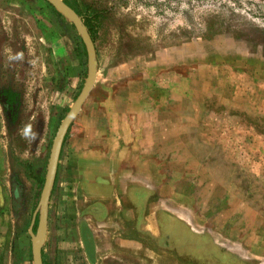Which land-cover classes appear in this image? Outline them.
<instances>
[{
    "label": "rangeland",
    "instance_id": "rangeland-1",
    "mask_svg": "<svg viewBox=\"0 0 264 264\" xmlns=\"http://www.w3.org/2000/svg\"><path fill=\"white\" fill-rule=\"evenodd\" d=\"M43 1L0 0V88L19 98L12 126L0 106V264H31L37 180L86 75ZM75 6L94 16L96 73L62 141L42 259L264 264V0ZM101 165L119 174L112 198Z\"/></svg>",
    "mask_w": 264,
    "mask_h": 264
},
{
    "label": "water",
    "instance_id": "water-1",
    "mask_svg": "<svg viewBox=\"0 0 264 264\" xmlns=\"http://www.w3.org/2000/svg\"><path fill=\"white\" fill-rule=\"evenodd\" d=\"M44 1L47 4H49L65 20L71 23L76 34L79 36L80 41L84 47L85 56H86V75L78 95L75 97L73 103L71 104L68 111L66 112L61 122L59 123L51 141V145L47 157L43 184L39 193L37 204L32 214L30 226L28 228V234L30 237L31 264H42L40 250L46 230L47 206H48L51 187L55 177L62 141L68 126L70 125L74 117L77 115L80 106L82 105L89 90L91 89L96 73L94 47L85 27L81 23L80 18L75 14V12L72 9L66 6L61 0H44ZM36 214H37V227H36L37 242L35 241L36 238L35 235L31 232V225L33 223Z\"/></svg>",
    "mask_w": 264,
    "mask_h": 264
},
{
    "label": "trees",
    "instance_id": "trees-1",
    "mask_svg": "<svg viewBox=\"0 0 264 264\" xmlns=\"http://www.w3.org/2000/svg\"><path fill=\"white\" fill-rule=\"evenodd\" d=\"M61 1L66 6H68L70 9H72L78 17H80L81 23L85 27V29L89 35V38H90L91 42L93 43L92 26H90L89 23L94 16H88L87 17L86 15L80 14V12L77 10V8L75 6V0H73L72 2H67L64 0H61ZM43 3H45V5L49 8V10L54 14L55 17L61 18V16L49 4H47L45 1H43ZM65 22L67 23V26L71 29L73 34L78 39L80 47H81L82 52H83V55L85 57L84 47L80 41L79 36L76 34L71 23H69L67 21H65ZM18 105H19V98H18V95L16 92L12 91L10 88H6V87L0 88V106H1V110L3 113L4 119H5V122L8 126H12L17 119ZM64 137H65V135H64ZM63 140H64V138H63ZM44 174H45V170L43 171L41 177L37 180L36 199H35V203L32 207L33 210H34V208L37 204L38 198H39V193H40V190H41V187L43 184V180H44ZM14 176L15 175H13L11 178L12 179L11 184L13 186V189L18 190L20 188V185L18 184V181H16V178ZM36 227H37V214L35 215L33 223L31 225V232L34 235L36 232ZM40 254H41V263L42 264H52V262L49 259H47V260L42 259V250H40Z\"/></svg>",
    "mask_w": 264,
    "mask_h": 264
},
{
    "label": "crops",
    "instance_id": "crops-1",
    "mask_svg": "<svg viewBox=\"0 0 264 264\" xmlns=\"http://www.w3.org/2000/svg\"><path fill=\"white\" fill-rule=\"evenodd\" d=\"M101 168H102V171L103 172H106V174L103 175L104 176V179H105L104 180V185H105L104 187L106 188V189L104 188L105 189L104 191H106L107 193H109L108 198H112L114 194L112 192L113 190L111 192L109 190L108 180L110 179V176L113 175L112 178H113L114 188H115L116 185H117V182H119L118 177H117V176H119V174H114V169H115L114 166L113 167H110V166H103V165H101ZM92 169H94V168H92ZM107 189H108V191H107ZM102 198H105V192H103ZM125 199H127V198H125ZM122 215H123L124 219H129V220L133 217V213L130 210L123 211V214ZM144 219L146 220L145 229L146 230H149V229L150 230H153V225L154 224L152 226H151V224H148L150 222V219L152 220V218H150V216H147ZM153 221H154V219H153Z\"/></svg>",
    "mask_w": 264,
    "mask_h": 264
},
{
    "label": "bare ground",
    "instance_id": "bare-ground-1",
    "mask_svg": "<svg viewBox=\"0 0 264 264\" xmlns=\"http://www.w3.org/2000/svg\"><path fill=\"white\" fill-rule=\"evenodd\" d=\"M35 241L37 242V237L35 238Z\"/></svg>",
    "mask_w": 264,
    "mask_h": 264
}]
</instances>
